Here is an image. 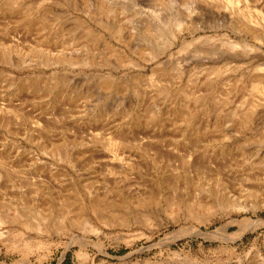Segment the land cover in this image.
Masks as SVG:
<instances>
[{"label":"rangeland","instance_id":"374dc122","mask_svg":"<svg viewBox=\"0 0 264 264\" xmlns=\"http://www.w3.org/2000/svg\"><path fill=\"white\" fill-rule=\"evenodd\" d=\"M0 264H264V0H0Z\"/></svg>","mask_w":264,"mask_h":264},{"label":"bare ground","instance_id":"6f19581e","mask_svg":"<svg viewBox=\"0 0 264 264\" xmlns=\"http://www.w3.org/2000/svg\"><path fill=\"white\" fill-rule=\"evenodd\" d=\"M38 23V22H37ZM91 36V35H90ZM229 40V39H228ZM139 52V51H138ZM126 58V57H125ZM59 60V59H58ZM71 61H76V60H74V59H71ZM78 61V60H77ZM105 80V79H104ZM110 81V80H109ZM106 82V83H104L106 86L107 85H110L109 83L110 82ZM16 106V105H15ZM21 109H22V107H21ZM183 111V110H182ZM13 114V113H12ZM8 115V114H7ZM10 115H11V112H10ZM9 115V116H10ZM180 115H182V116H184V117H187V114L186 113H184V112H181L180 111ZM150 117V119L148 118V121L149 122H153L154 121V115H150L149 116ZM136 118V117H135ZM8 119V118H7ZM143 120V119H142ZM36 122V121H35ZM37 123V122H36ZM80 128V127H79ZM82 128V127H81ZM111 144H112V142H110ZM6 178H7V176H6ZM6 180V179H5ZM223 189V188H222ZM177 190V189H176ZM158 192V191H157ZM178 192V191H177ZM180 192V191H179ZM159 195V194H158ZM148 197V196H147ZM175 197V196H174ZM155 199H156V201H158L159 200V197L158 196H156L155 197ZM169 199V198H168ZM102 201L100 200V198H98L97 196H93V199H92V207H93V209H94V211L99 215V216H101V214H99L98 213V211H100V209H101V206H102ZM83 205H84V203H83ZM82 207V206H81ZM44 208V207H43ZM83 209V208H82ZM39 210V209H38ZM46 210V209H45ZM84 210V209H83ZM145 211V210H144ZM78 213V212H77ZM103 213V212H102ZM45 215V214H44ZM41 217V216H40ZM43 217V216H42ZM84 218H87L88 220H90L91 219V216L90 215H88L86 212H85V214H84V212H83V214H81V215H79L78 217H77V219L75 220V223H80ZM87 220V221H88ZM46 224V223H45ZM44 227H45V225H44ZM195 229H197V228H195ZM194 229V230H195ZM198 230H199V228H198ZM200 231V230H199ZM204 233V232H203ZM176 235V234H175ZM228 236V235H227Z\"/></svg>","mask_w":264,"mask_h":264}]
</instances>
